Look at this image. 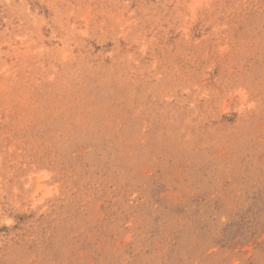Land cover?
<instances>
[{"label":"rangeland","instance_id":"374dc122","mask_svg":"<svg viewBox=\"0 0 264 264\" xmlns=\"http://www.w3.org/2000/svg\"><path fill=\"white\" fill-rule=\"evenodd\" d=\"M194 1L0 0V264H264V0Z\"/></svg>","mask_w":264,"mask_h":264},{"label":"bare ground","instance_id":"6f19581e","mask_svg":"<svg viewBox=\"0 0 264 264\" xmlns=\"http://www.w3.org/2000/svg\"><path fill=\"white\" fill-rule=\"evenodd\" d=\"M200 2H201L200 0H195L192 3V5H190V11L193 12L195 10V7L198 6L200 4ZM42 178H45V177H42ZM42 178L40 177L39 180H41Z\"/></svg>","mask_w":264,"mask_h":264}]
</instances>
